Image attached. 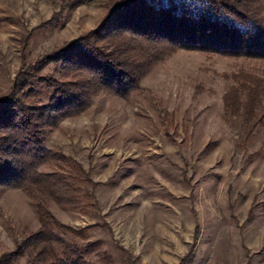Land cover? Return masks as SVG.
I'll use <instances>...</instances> for the list:
<instances>
[{
  "label": "rangeland",
  "instance_id": "obj_1",
  "mask_svg": "<svg viewBox=\"0 0 264 264\" xmlns=\"http://www.w3.org/2000/svg\"><path fill=\"white\" fill-rule=\"evenodd\" d=\"M117 1L0 0V99L34 62L39 76L73 80L46 56ZM250 1L264 25V0ZM122 39L110 50L129 47ZM37 91L20 98L44 103ZM43 140L37 170L58 185L0 188V264L36 263L52 234L98 242L88 264H264V59L166 52L130 95L92 94Z\"/></svg>",
  "mask_w": 264,
  "mask_h": 264
},
{
  "label": "trees",
  "instance_id": "obj_2",
  "mask_svg": "<svg viewBox=\"0 0 264 264\" xmlns=\"http://www.w3.org/2000/svg\"><path fill=\"white\" fill-rule=\"evenodd\" d=\"M124 37L129 47L121 52L110 50L115 39L125 42ZM175 49L264 59V25L250 0H118L89 35L46 56L56 65L55 70L64 71L73 80L59 84L50 76H39L34 62L31 72L23 75L22 70L18 82L17 74L7 95L0 99V154L6 150L0 155V188L30 185L41 191L35 183L43 182L56 187L54 173L45 175L37 170L46 157L43 134L48 127L87 107L91 95L98 91L127 97L138 87L145 70ZM41 85L46 101L24 104L20 97H35ZM44 178H49V183ZM77 178L83 182L82 177ZM40 241L51 244L44 249L41 246L34 264H88L87 251L99 244L79 246L53 234L43 235ZM125 263L137 264L130 255Z\"/></svg>",
  "mask_w": 264,
  "mask_h": 264
}]
</instances>
